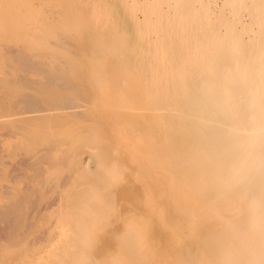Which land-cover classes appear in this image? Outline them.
<instances>
[{
    "label": "bare ground",
    "instance_id": "6f19581e",
    "mask_svg": "<svg viewBox=\"0 0 264 264\" xmlns=\"http://www.w3.org/2000/svg\"><path fill=\"white\" fill-rule=\"evenodd\" d=\"M0 264H264V0H0Z\"/></svg>",
    "mask_w": 264,
    "mask_h": 264
},
{
    "label": "rangeland",
    "instance_id": "374dc122",
    "mask_svg": "<svg viewBox=\"0 0 264 264\" xmlns=\"http://www.w3.org/2000/svg\"><path fill=\"white\" fill-rule=\"evenodd\" d=\"M46 8V7H45Z\"/></svg>",
    "mask_w": 264,
    "mask_h": 264
}]
</instances>
